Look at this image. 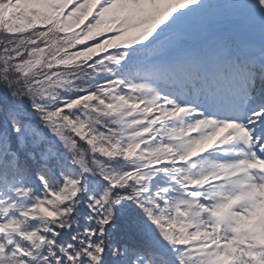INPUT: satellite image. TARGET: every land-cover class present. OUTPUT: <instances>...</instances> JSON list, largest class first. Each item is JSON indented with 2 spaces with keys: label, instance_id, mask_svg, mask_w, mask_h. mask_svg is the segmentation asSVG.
Returning a JSON list of instances; mask_svg holds the SVG:
<instances>
[{
  "label": "snow or ice",
  "instance_id": "6c2138e0",
  "mask_svg": "<svg viewBox=\"0 0 264 264\" xmlns=\"http://www.w3.org/2000/svg\"><path fill=\"white\" fill-rule=\"evenodd\" d=\"M0 264H264V0H0Z\"/></svg>",
  "mask_w": 264,
  "mask_h": 264
}]
</instances>
